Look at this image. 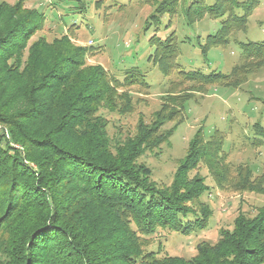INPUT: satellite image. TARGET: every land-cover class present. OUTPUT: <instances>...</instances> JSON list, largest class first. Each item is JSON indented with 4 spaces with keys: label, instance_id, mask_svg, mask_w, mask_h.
Masks as SVG:
<instances>
[{
    "label": "trees",
    "instance_id": "1",
    "mask_svg": "<svg viewBox=\"0 0 264 264\" xmlns=\"http://www.w3.org/2000/svg\"><path fill=\"white\" fill-rule=\"evenodd\" d=\"M75 1L84 10L83 0ZM152 1L146 24L155 28L185 2ZM258 4L189 0L184 17L188 24L206 15L224 17L200 44L206 56L245 30ZM44 20L22 0L0 4V123L9 134L0 131V264H264V204L252 215L239 212L232 228L220 229L213 243L198 242L189 258L146 249L145 236L157 229L189 235L207 227L212 209L202 197L209 187L199 174L190 175L201 164L220 189L264 194V171L253 176L246 164L227 161L222 131L205 137L198 129L169 184L152 180L139 161L183 122L191 94L212 85L237 88L264 66V40L239 42L240 61L223 73L183 69L175 31L165 38L151 35L148 60L165 76L175 73L172 88L185 82L193 86L169 91L151 122L139 120L132 136L112 142L99 111L130 113L128 88L147 87L145 72L132 66L119 79L100 64H87V50L67 35L30 42ZM169 121L174 125L163 129ZM253 127L250 143L260 146L264 127L259 122Z\"/></svg>",
    "mask_w": 264,
    "mask_h": 264
},
{
    "label": "rangeland",
    "instance_id": "2",
    "mask_svg": "<svg viewBox=\"0 0 264 264\" xmlns=\"http://www.w3.org/2000/svg\"><path fill=\"white\" fill-rule=\"evenodd\" d=\"M17 1L20 0H0V4L12 5ZM188 2L179 3V10L174 16H162L157 28L146 24L155 6L152 0H83L84 10L78 8L80 2L75 0H22V5L45 16L43 27L31 36L30 42L39 37L50 41L67 35L74 45L87 50V64H100L119 79L123 78L124 70L132 66H138L145 72L147 87L128 88L133 105L130 113L121 114L103 108L99 111L108 122L107 133L113 142L132 136L139 120L151 122L153 112L160 108L169 91L181 93L193 86L185 82L172 88L171 82L178 80L175 73L165 76L148 60L153 53V47L148 42L151 35L165 38L175 31L179 47L177 62L183 69L223 73H228L240 61L239 42L264 40V0H259L248 18L246 29L233 33L226 45L212 47L204 56L200 44L206 35L219 28L224 17L206 15L188 24L184 17ZM206 2L211 4L213 0ZM191 95L185 104V118L168 141L139 158L150 169L151 179L162 184L171 182L179 160L185 155L188 143L198 129H202L205 137L214 129L222 131L227 161L234 165L246 164L253 176L260 175L264 171V143L253 146L250 142L255 136L254 123L259 122L264 127V66L246 76L237 88L212 85L205 93L194 92ZM18 107V104L12 106L11 111H16ZM173 125L174 121L166 122L163 129ZM0 131L9 137L7 128L1 123ZM195 173L202 176L209 187L202 197L212 209L207 227L189 235L157 229L145 236L149 241L147 250H153L159 256L189 258L196 253L198 242L213 243L220 229L232 228L239 212L252 215L257 207L264 204V194L218 188L202 164L190 175Z\"/></svg>",
    "mask_w": 264,
    "mask_h": 264
}]
</instances>
